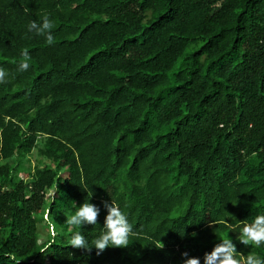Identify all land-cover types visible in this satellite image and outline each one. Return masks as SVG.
Instances as JSON below:
<instances>
[{
	"label": "trees",
	"instance_id": "16d2710c",
	"mask_svg": "<svg viewBox=\"0 0 264 264\" xmlns=\"http://www.w3.org/2000/svg\"><path fill=\"white\" fill-rule=\"evenodd\" d=\"M0 70V264H203L230 238L264 258L236 239L264 214V0H0ZM112 202L128 245L69 246Z\"/></svg>",
	"mask_w": 264,
	"mask_h": 264
},
{
	"label": "clouds",
	"instance_id": "9594fccd",
	"mask_svg": "<svg viewBox=\"0 0 264 264\" xmlns=\"http://www.w3.org/2000/svg\"><path fill=\"white\" fill-rule=\"evenodd\" d=\"M53 22L45 16L41 24L35 21L28 25V30L35 31L37 35L45 36L48 43L54 41V36L51 32ZM27 56V52L24 53ZM30 67L27 59L20 61L19 69L26 71ZM5 79V72L0 70V83ZM107 213L104 217L102 229L95 239L89 241L85 235L78 230H72L68 239V245L73 248L91 250L95 248L97 254H101L107 247H124L128 245L129 236L132 234V225L125 212L115 203L105 205ZM100 208L90 202L79 204L74 214L67 218V224L75 227L84 225H96L98 223V215ZM240 231L236 235V239L244 245H252L259 247L264 244V214H258L250 223H244ZM236 233V232H235ZM195 235V233H193ZM162 246V245H161ZM236 246L233 239H221V242L216 244L210 252H206L203 257V264H241L235 256ZM186 257L182 264H201L199 257L189 256L187 252L183 253ZM244 264H264V258L256 255H248L244 259Z\"/></svg>",
	"mask_w": 264,
	"mask_h": 264
},
{
	"label": "rangeland",
	"instance_id": "374dc122",
	"mask_svg": "<svg viewBox=\"0 0 264 264\" xmlns=\"http://www.w3.org/2000/svg\"><path fill=\"white\" fill-rule=\"evenodd\" d=\"M30 158L33 161V166L38 162H47L46 159L40 155L39 150L35 149L32 154L30 155Z\"/></svg>",
	"mask_w": 264,
	"mask_h": 264
}]
</instances>
